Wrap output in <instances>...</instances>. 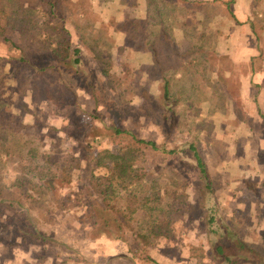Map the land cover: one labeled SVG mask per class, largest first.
<instances>
[{
  "label": "trees",
  "instance_id": "obj_1",
  "mask_svg": "<svg viewBox=\"0 0 264 264\" xmlns=\"http://www.w3.org/2000/svg\"><path fill=\"white\" fill-rule=\"evenodd\" d=\"M127 1L131 5L136 3V0ZM149 1V10L153 13L150 19L156 22L135 19L116 25V32L123 33L126 40L146 37L144 52L149 54L156 76L148 72L147 75L150 82L158 85V103L162 109L159 127L164 138L158 142L139 137L135 131L118 128L113 123H103L105 132L94 135V141L111 138L125 144L118 152L110 149L96 151L94 148L91 161L87 163L93 167L92 178L68 196L60 195L65 189L59 185L65 179L46 166L38 167L42 173L35 175L42 184L40 186L26 179L29 175L27 165L22 169L23 177L19 175L14 181H0V218H10L9 215L25 217L20 227L14 226L7 243L28 248L26 240L29 238L33 240L30 246L40 245V252L46 254L52 246H61L54 241L58 239L57 229L62 224V217L73 211L84 221L86 236L125 241L132 253L139 254L144 249L161 245H181L184 236L177 235V228L182 222L189 225L185 217L189 215L191 203H188V196L191 195L204 210L205 217L201 220H205L206 236L214 247L215 259L228 264H264V221L259 226V239L254 240L253 245L241 239L220 217L213 175L198 143L195 140L169 141V135L175 131L191 130L188 125H183L186 123L184 117L203 122L204 117L227 111L229 102L239 122L252 130L246 118L239 116L237 105L242 99L239 91L235 94L231 90L237 76L232 74L233 65L229 58L218 53L216 25L209 27L211 24L204 22L203 33L193 34L189 30L190 10L184 5L190 0ZM220 2L224 5L220 4L222 13H230L234 17L236 1ZM68 9L66 0H0V40L10 44L12 49L8 61H16L38 74L58 73L60 69L85 74L83 48L77 43L79 36L70 23ZM209 13V9L208 12L205 10L207 19L211 21ZM8 29L15 33V39L7 37ZM222 62L229 66L226 74L221 72ZM257 62L252 63V69L258 78L264 72V65ZM103 74L111 76L109 71H103ZM215 74L222 81L221 95L214 90ZM262 88L261 84H254L253 103L257 107L259 124L262 121L264 125V104L258 100ZM214 97L217 98L215 106L211 104ZM241 111L247 114L244 108ZM0 129H3V124H0ZM261 136L264 137V131ZM84 152L88 151L84 148ZM155 153L167 157L161 165L153 167L169 170L172 176L169 185H159L158 180L146 183V175L136 165L144 156ZM32 155L35 156L34 153ZM20 160L25 164L26 157L22 155ZM102 169L106 173L99 175ZM182 170L187 171L194 181L187 184V177H181ZM66 180L68 186L75 184L70 177ZM184 190L190 195H186ZM45 193L51 194L54 203L51 205L50 202L48 208L41 209L38 201L45 198ZM1 227L5 230L10 225ZM193 230H199L195 222L186 232L192 233ZM77 257L75 254L74 259Z\"/></svg>",
  "mask_w": 264,
  "mask_h": 264
},
{
  "label": "rangeland",
  "instance_id": "obj_2",
  "mask_svg": "<svg viewBox=\"0 0 264 264\" xmlns=\"http://www.w3.org/2000/svg\"><path fill=\"white\" fill-rule=\"evenodd\" d=\"M106 1L112 3L114 0ZM66 2L69 5L67 12L71 14L70 23L79 36L77 43L83 48L82 65L85 74H75L64 69L52 74L35 73L16 61H8L12 54L11 45L0 40V124H3V129H0V181H14L19 175L23 177V168L27 165L29 175L26 179H31L33 185L40 186L42 184L35 175L42 173L38 167L46 166L54 174L65 179H61L62 184L57 183L64 187L65 190L60 193L64 196L77 191L80 184H87L92 178L93 167L87 163L91 161L94 148L96 151L110 149L118 152L125 144L111 138L102 142L94 141V135L105 132L103 123H113L118 128L135 131L139 137L156 139L158 142L164 138L159 127L162 109L158 103V86L153 87L154 83L150 82L147 75V72L153 76H156V73L142 54L147 44L146 37L139 36L136 40L128 39L123 42L116 38L117 24L104 22L102 19L100 4L97 5L96 2L94 5L92 0ZM218 11L220 26L223 27L222 34L218 36L219 51L227 46L238 47L239 40L227 35L229 23L226 22L221 6ZM190 26L191 20L189 30ZM6 35L15 39V33L11 29L7 30ZM261 59L259 58L257 63L264 65V58ZM226 64L227 62H222L223 74L227 72ZM103 71H109L111 76L107 77ZM214 79V90L221 95L222 81L216 74ZM216 80L220 82L217 83ZM237 81L238 87L234 84L231 90L235 94L239 91L240 94V80L237 78ZM216 103L217 98L214 97L211 104L215 106ZM242 108L247 114L242 113ZM237 109L240 118H246L247 124L252 126L250 132L254 136H248V131L244 129L236 130L232 124H229L230 131H223L222 124L216 131L218 125L216 119L214 120L215 114L212 117H204L203 122L184 117L186 123L183 125H188L191 130L175 131L173 135H169V141L195 140L198 143L199 151L208 161L213 175L221 219L234 229L241 239L253 245L254 240L259 239V226L264 221V137L261 136L264 125L261 124L262 121L259 124L255 103L244 104L241 101ZM219 113L225 116L226 110ZM248 137L251 138L250 141ZM248 142L252 145L247 155L244 147ZM84 148L88 152H84ZM28 152L31 154L27 155ZM22 155L26 157L25 164L20 160ZM164 159L167 160V157L155 153L139 160L136 165L146 175V183L151 184L157 180L159 185L171 183L172 176L168 169L158 170L153 167L161 165ZM257 162L258 166L255 167ZM243 163L245 166L251 163L252 166L244 168ZM180 172L181 177H187V184L194 181L187 171ZM104 173V169L98 172L99 175ZM67 177L72 178L75 184L68 186ZM184 193L190 195L185 190ZM50 195L47 194L44 199L38 201L41 209L48 208L47 204L50 202L53 205ZM188 197V203L191 204L185 220L189 225L182 222L177 228V235L184 236L181 245H161L144 249L142 253L137 254L130 252L129 246L122 243L115 246L116 249L112 251L116 254L114 255L109 254L110 249L102 242L99 247L93 244L89 248L92 252H102V260H97V263L228 264L215 259L214 247L206 236L205 220H201L205 217L204 210L191 195ZM9 217L0 218V253L4 252L2 243L11 239L14 226L20 227L25 220V217ZM68 219V216L62 217V224L57 229L58 239L54 241L59 242L61 246H52L56 247L50 250L54 254L66 246L71 249L70 244L64 241H68ZM194 222L199 226V230L186 232ZM5 224L10 225V228L3 230L1 225ZM26 242L31 244L33 240L28 238ZM225 243L228 244V241ZM88 255L91 257V254ZM92 259L85 262L93 264ZM76 261L79 262L80 258H76Z\"/></svg>",
  "mask_w": 264,
  "mask_h": 264
},
{
  "label": "crops",
  "instance_id": "obj_3",
  "mask_svg": "<svg viewBox=\"0 0 264 264\" xmlns=\"http://www.w3.org/2000/svg\"><path fill=\"white\" fill-rule=\"evenodd\" d=\"M92 1L94 5L97 2V5L100 4V6H102V19L105 20L104 22H115L117 25L128 23L135 19H139L140 21L150 20V22H156V20L150 19L152 18L153 13L149 10L151 7L149 5V0H136L135 5H131L127 0H114L112 3L109 2L110 4L106 3V0ZM235 1L234 17L230 13L226 14L225 17L226 22L229 23V31L227 35L230 38L238 39L239 46H227L225 49L218 51V53L227 56L229 61H231L234 69L232 74L237 76L240 80V97L243 103H253L254 84L259 83L263 88L261 89V95L258 100L263 105L264 72L260 73L257 79V76H254L253 73L252 63H256L257 59L260 57L264 58V0ZM220 4L224 6L220 0H190V2L184 3V5L188 6L190 9V30L193 34L199 35L203 33L204 22L211 24V27L215 24V34L217 36L222 34L223 27L220 26L221 20L218 14V7ZM208 9L210 12L209 18H212L211 21L207 19L205 14V10L208 11ZM123 36V33L118 31L116 32V38L125 42L126 39H124ZM142 54H144L143 57L146 59L147 64L151 66L152 61L149 54L144 51ZM152 86L155 87L158 85L154 83ZM229 103L230 104L227 106L225 116L218 113L214 117V120L216 119L218 125L216 127V131L219 130L221 124V129H223V131L224 129H226V131H230L229 124H232V127L236 130L244 129L248 131L246 132L248 136H254L249 129L239 122L234 113L231 102ZM221 120L222 123H220ZM248 138V141H250L251 138ZM251 145V142H248V144L244 147V151H246L247 155L250 153L249 151H251ZM242 166L244 168H249L252 164L250 163V165L245 166V163H243ZM256 166H258V162L255 167ZM66 216L69 217V223H66V226L70 229L67 237L68 241L66 242L70 244V250L62 248L56 252L57 255L52 252L42 254L40 252V245L30 246V243H28L29 247L24 248V246L20 244H14L12 242L10 245L4 241L2 243L4 252L0 253V264H92L85 262V260L88 259V261H90V258H93V264H101L97 263V260H102V252L100 250L92 252L89 249L93 246V244L94 246L99 247L103 244L102 242H104L110 249L109 254L114 255L116 254L112 253V251L113 249H116L115 246L122 243L128 245L125 241L110 239L104 236L92 239L91 237L86 236V227H84V221L80 217V214H76V212L72 211L67 213ZM52 248L56 249V247ZM75 254H77V258H80L79 262L76 261V258L74 259ZM88 254H91V257Z\"/></svg>",
  "mask_w": 264,
  "mask_h": 264
}]
</instances>
